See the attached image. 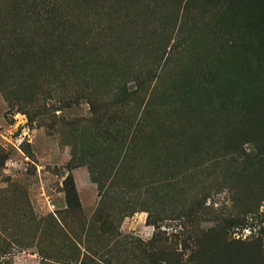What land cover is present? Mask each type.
Here are the masks:
<instances>
[{"label":"rangeland","instance_id":"1","mask_svg":"<svg viewBox=\"0 0 264 264\" xmlns=\"http://www.w3.org/2000/svg\"><path fill=\"white\" fill-rule=\"evenodd\" d=\"M0 264H264V0H0Z\"/></svg>","mask_w":264,"mask_h":264},{"label":"trees","instance_id":"2","mask_svg":"<svg viewBox=\"0 0 264 264\" xmlns=\"http://www.w3.org/2000/svg\"><path fill=\"white\" fill-rule=\"evenodd\" d=\"M65 182H66V195H67L68 203L71 205L72 202L75 203L78 202L77 191L72 176L70 175ZM99 186H100L99 190L101 192L104 186L103 185H99Z\"/></svg>","mask_w":264,"mask_h":264}]
</instances>
